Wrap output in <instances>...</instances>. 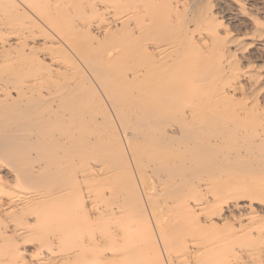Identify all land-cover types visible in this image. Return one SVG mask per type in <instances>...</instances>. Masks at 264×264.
Segmentation results:
<instances>
[{
	"label": "bare ground",
	"instance_id": "bare-ground-1",
	"mask_svg": "<svg viewBox=\"0 0 264 264\" xmlns=\"http://www.w3.org/2000/svg\"><path fill=\"white\" fill-rule=\"evenodd\" d=\"M18 2L35 32L0 93V264L254 260L264 126L220 89L226 43H190L186 0Z\"/></svg>",
	"mask_w": 264,
	"mask_h": 264
},
{
	"label": "rangeland",
	"instance_id": "rangeland-1",
	"mask_svg": "<svg viewBox=\"0 0 264 264\" xmlns=\"http://www.w3.org/2000/svg\"><path fill=\"white\" fill-rule=\"evenodd\" d=\"M186 1L187 9L191 11L187 10L188 12L183 13L182 18H188L187 15L189 14L188 16H191L195 21L190 23V27L192 28L190 43L198 42L195 45L199 46V44L201 45L205 41H208L210 44L217 38L218 40L220 38L222 40L221 42L226 43L228 60H226L227 57L223 59L224 63H222V66L224 67V71L227 69L225 71V76L227 79L225 77L222 79L220 89H222L221 91H223L227 88H236L234 89V91H231V105L232 103L237 104H234L236 106L233 109H237L235 111L240 110L239 112L248 110L251 115L258 116L261 122L259 125V129H261V127L264 126V0ZM121 10H124L125 13V11L129 9L121 8ZM131 10L129 11L131 12ZM118 13H120L119 10ZM118 13L114 9H110V12L105 17H107L109 20H113L114 18H122L124 16L123 13ZM207 15L210 16V18H207ZM90 19L93 21H97L98 17L92 18L91 16ZM206 22L211 23V25H207ZM256 30H258L257 32L260 33H257ZM34 32L35 29L30 27L25 20L23 7L19 5L18 0H8L6 6H0V93H2L3 89H6V84L3 79L11 76L7 71V66H9V64L6 66L7 60L9 59L8 61H12L17 59L15 61L16 64H18L19 66H23V59L19 56L22 55L23 57V52L25 50V41H30ZM218 35H220V37ZM96 37L97 35L91 37L89 41H96ZM37 38H40L42 40L44 36H38ZM3 43L6 44L5 47H2ZM69 60L70 59L68 58L67 62ZM38 75H40V73ZM225 81H228L231 84L228 85V82ZM0 160L3 161H0V166L3 165V170L0 174L6 180L12 182L14 168L13 170H11V166L7 162H4L6 161V159L1 158V156ZM263 184L261 183V185ZM18 188L13 186L8 187V190H17L19 194V190L21 188ZM14 190L12 192H15ZM23 190L24 189H21V191ZM9 192L11 191L9 190L1 193H5L4 196L6 198H9L12 195H16L15 193L11 192L12 194H10ZM263 206L264 204L256 205L258 211L261 212L263 216L260 214V216H262L260 217L261 221L255 218V221L252 223V227H255L252 228L254 235L252 240L256 244L259 242V245L257 244L258 247L254 245L257 250V254L254 255V260L250 257L247 260V264H264V230H262V226H258L264 220V208H262ZM246 216L248 215L246 214L243 216V221L245 224L251 222V217L249 216L245 218ZM261 225H264V221ZM227 230L228 231H226V229H223L219 237L229 235V232L232 231V228L228 227ZM259 233L262 235H260ZM259 239L262 241H260ZM247 244L251 245L252 241L251 243L247 242ZM27 245H32V243H27ZM249 245L247 246L248 249L250 248Z\"/></svg>",
	"mask_w": 264,
	"mask_h": 264
}]
</instances>
